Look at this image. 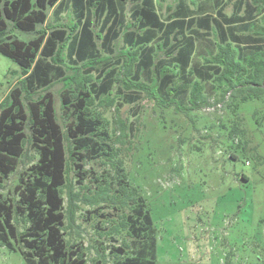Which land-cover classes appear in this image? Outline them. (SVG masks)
<instances>
[{
    "label": "trees",
    "instance_id": "trees-1",
    "mask_svg": "<svg viewBox=\"0 0 264 264\" xmlns=\"http://www.w3.org/2000/svg\"><path fill=\"white\" fill-rule=\"evenodd\" d=\"M168 1L0 0V54L22 69L18 86L0 103V186L29 149L37 154L16 201L0 195V245L19 251L26 264H87L84 248L66 240L75 202L83 199L131 211L119 222L107 219L108 235L127 231L132 238L133 247L122 244L130 252L117 249L116 264H155L146 199L122 161L115 162V132L93 110L116 104L115 90L117 111L144 94L183 115L213 104L227 103L234 114L248 100L264 104V0H236L229 15L233 0H179L167 18ZM15 32L35 36L22 40ZM56 84H62L60 116L50 92ZM97 159L111 164L119 180L95 179V191L83 185L86 195L74 193L72 169L81 185L86 163Z\"/></svg>",
    "mask_w": 264,
    "mask_h": 264
},
{
    "label": "rangeland",
    "instance_id": "rangeland-1",
    "mask_svg": "<svg viewBox=\"0 0 264 264\" xmlns=\"http://www.w3.org/2000/svg\"><path fill=\"white\" fill-rule=\"evenodd\" d=\"M178 1L163 5L165 17L172 15ZM235 1L226 8L228 15ZM260 22L264 26V16ZM15 34L22 40L35 36ZM21 76V67L0 54V103ZM61 88L56 84L50 89L59 116ZM112 97L116 104L121 101L118 90ZM116 104L93 110L115 132V162L122 161L131 184L146 199L156 229L155 264H264V104L248 100L235 114L227 103L213 104L188 115L165 110L145 94L138 104L119 111ZM36 161V152L29 149L17 171L0 186V195L16 201V187ZM84 170L89 174L81 185L75 169L69 176L73 192L81 196L83 185L96 190L95 179L102 184L119 180L116 169L102 159L87 162ZM64 199L65 207L66 195ZM75 205L66 240L84 248L87 264H116L117 249L132 250L122 245L133 247L127 231L107 234L112 225L107 219L119 222L131 211H117L107 203L91 205L84 199ZM25 226L18 222L19 230ZM0 264L26 263L19 251L0 245Z\"/></svg>",
    "mask_w": 264,
    "mask_h": 264
},
{
    "label": "crops",
    "instance_id": "crops-1",
    "mask_svg": "<svg viewBox=\"0 0 264 264\" xmlns=\"http://www.w3.org/2000/svg\"><path fill=\"white\" fill-rule=\"evenodd\" d=\"M167 8H168V5H167ZM169 9H170V7H169ZM164 17H165V15H164Z\"/></svg>",
    "mask_w": 264,
    "mask_h": 264
}]
</instances>
